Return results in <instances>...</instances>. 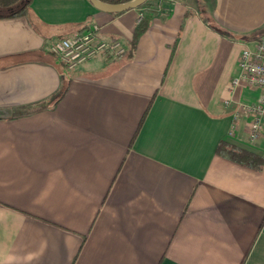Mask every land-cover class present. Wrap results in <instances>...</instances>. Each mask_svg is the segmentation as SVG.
I'll list each match as a JSON object with an SVG mask.
<instances>
[{
  "label": "crops",
  "instance_id": "obj_1",
  "mask_svg": "<svg viewBox=\"0 0 264 264\" xmlns=\"http://www.w3.org/2000/svg\"><path fill=\"white\" fill-rule=\"evenodd\" d=\"M0 16V264H264V155L225 99L264 0H29ZM153 19L130 53L142 14ZM97 23L127 52L69 68L56 38Z\"/></svg>",
  "mask_w": 264,
  "mask_h": 264
},
{
  "label": "built area",
  "instance_id": "obj_2",
  "mask_svg": "<svg viewBox=\"0 0 264 264\" xmlns=\"http://www.w3.org/2000/svg\"><path fill=\"white\" fill-rule=\"evenodd\" d=\"M127 49L121 39L102 36L97 23L82 31L58 37L50 44L51 52L69 68H74L102 53L119 56L126 53ZM243 84L262 89L257 101L246 102L230 97L224 102L229 107L234 106L232 112L235 118L244 112L250 116V136L255 139L260 135L264 119V33L254 45L244 47L241 52L239 71L232 78L233 92Z\"/></svg>",
  "mask_w": 264,
  "mask_h": 264
},
{
  "label": "trees",
  "instance_id": "obj_3",
  "mask_svg": "<svg viewBox=\"0 0 264 264\" xmlns=\"http://www.w3.org/2000/svg\"><path fill=\"white\" fill-rule=\"evenodd\" d=\"M22 0H0V16H10L17 14H27L29 15L28 4L20 8L19 10L13 11ZM111 3L125 2L129 0H103ZM153 19L152 12H148L140 17L139 21L136 23L133 37L130 41V53H132L138 43V39L141 34L148 28ZM216 151L220 154L227 156L228 158L241 163L243 165L249 166L254 169H262L264 167V155L244 146H240L234 142L226 139L219 141Z\"/></svg>",
  "mask_w": 264,
  "mask_h": 264
},
{
  "label": "water",
  "instance_id": "obj_4",
  "mask_svg": "<svg viewBox=\"0 0 264 264\" xmlns=\"http://www.w3.org/2000/svg\"><path fill=\"white\" fill-rule=\"evenodd\" d=\"M94 3L96 7L99 9L105 10V11H111V12H119V11H125L130 8H135L143 3H145L147 0H129L125 2H119V3H111L106 2L103 0H90ZM29 0H22L14 9L13 11L19 10L23 6L27 5ZM1 11V10H0Z\"/></svg>",
  "mask_w": 264,
  "mask_h": 264
}]
</instances>
